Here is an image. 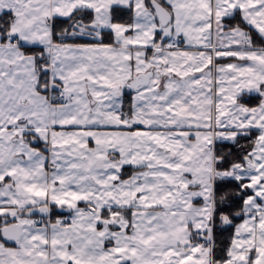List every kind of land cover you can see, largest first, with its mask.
Wrapping results in <instances>:
<instances>
[{
    "label": "snow or ice",
    "instance_id": "6c2138e0",
    "mask_svg": "<svg viewBox=\"0 0 264 264\" xmlns=\"http://www.w3.org/2000/svg\"><path fill=\"white\" fill-rule=\"evenodd\" d=\"M0 264H264V0H0Z\"/></svg>",
    "mask_w": 264,
    "mask_h": 264
}]
</instances>
